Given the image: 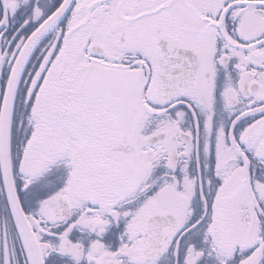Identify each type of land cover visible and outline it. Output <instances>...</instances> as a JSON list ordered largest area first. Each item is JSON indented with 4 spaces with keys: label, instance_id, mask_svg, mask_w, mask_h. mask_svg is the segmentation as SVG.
<instances>
[{
    "label": "snow or ice",
    "instance_id": "obj_1",
    "mask_svg": "<svg viewBox=\"0 0 264 264\" xmlns=\"http://www.w3.org/2000/svg\"><path fill=\"white\" fill-rule=\"evenodd\" d=\"M0 264H264V0H0Z\"/></svg>",
    "mask_w": 264,
    "mask_h": 264
}]
</instances>
